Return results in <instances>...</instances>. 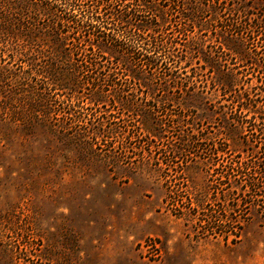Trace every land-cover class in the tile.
Returning <instances> with one entry per match:
<instances>
[{
  "label": "rangeland",
  "instance_id": "obj_1",
  "mask_svg": "<svg viewBox=\"0 0 264 264\" xmlns=\"http://www.w3.org/2000/svg\"><path fill=\"white\" fill-rule=\"evenodd\" d=\"M168 1L176 7L162 9H178L174 12L177 20L180 9H198L194 4L199 2L201 9L222 10L225 22L218 25L221 34L230 36L227 24L238 20L241 29L253 26L254 34L264 35V0H219L217 6L209 0ZM80 9L88 8L81 5ZM229 9L239 12L233 16ZM9 11L16 12L0 9V15H8ZM210 19V13L203 18L207 22ZM215 24L210 21L208 30ZM205 31L203 47L212 51L221 64L212 73L207 69V78L212 74L223 82L233 76L235 93H263L257 86L264 87V40L257 42L251 38L244 44H222L215 52L210 45L217 41ZM178 41L176 46L182 48L184 40ZM0 47L5 51L0 55V264H264V215L256 206L249 205L245 208L246 220L239 216V211L228 216L224 209L231 204L220 199L221 187L226 186L220 182L229 171L228 165L245 156L212 154L208 150L212 142L206 137L212 136L211 130L226 136L219 131L220 119L208 111L202 112L203 109L197 110L204 117L206 129L199 135L197 159L206 165L187 168L183 173L178 167L181 157L172 161L165 151V145H178L177 135L183 132L176 121L169 120L170 114L181 118L188 114L177 101L181 94L137 83L126 88L119 97L137 100L143 111L154 112L167 129L162 141L138 138V118L119 109L118 103L89 106L86 89L74 95L68 90L51 88V80L36 72L46 57L31 59V77L16 61L18 57H8L11 44L0 43ZM194 65H198L196 58ZM170 79L160 72L154 76V83ZM23 80L43 88L49 99L50 117L38 118L28 109L25 96L29 91L24 92L27 85L21 86ZM207 96L216 105L228 102L220 87ZM164 99L169 104L154 106L157 100ZM99 113L102 115L98 119L94 114ZM127 116V120L122 119ZM227 137L225 141L231 150H242L244 144L237 139L238 134L230 132ZM255 139L250 136L251 146ZM158 168L168 173L159 172ZM235 173L232 172L231 179H237ZM207 184L210 188L205 207L217 219L225 213L224 217L229 219L227 231L241 218L243 228L238 237L234 231H229L228 237L223 232H202L197 220L178 216L180 210H173L188 211L190 202L186 198ZM229 189L232 188L228 186L226 191ZM168 193L174 200L184 199L185 206H168ZM260 204L264 207V200ZM219 224L217 230L221 231L222 221Z\"/></svg>",
  "mask_w": 264,
  "mask_h": 264
},
{
  "label": "trees",
  "instance_id": "obj_2",
  "mask_svg": "<svg viewBox=\"0 0 264 264\" xmlns=\"http://www.w3.org/2000/svg\"><path fill=\"white\" fill-rule=\"evenodd\" d=\"M209 2L213 6L220 4L219 0ZM81 5H87L88 9H80ZM187 5L188 3L185 6ZM194 5L198 9H180L177 20L174 12L178 9H162L166 6L176 7L175 3L172 4L168 0H131L128 3L123 0H0V9L16 10L15 13L9 11L8 15H0V43L11 44L12 50L7 53L8 57H18L16 61L21 63L24 72L28 73V76L31 74V77V59L46 57L42 59L44 63L36 72L51 80V88L68 90L74 95L86 89L89 91V106H116L118 103L119 109L138 118V138L162 141L167 129L165 123L155 117L154 112L143 111L137 100L128 96L120 98L126 88L137 83L149 89L161 87L181 94L177 101L188 114H185L186 118L170 114L169 120L173 123L176 121L183 132L177 135L178 145H165V151L172 161L181 157L178 167L183 173H186L187 168L200 169L206 165V162L197 159L196 150H199L201 139L199 135L206 130L203 127L204 117L197 110L203 109L202 112L208 111L215 115V118L222 122L219 131L226 136H219V133L211 130L212 136L206 137L212 142L208 150L213 152L212 154L221 152L222 155H245L228 165L229 171L220 182L232 188L226 191V186L221 187L220 199L231 204L224 210L228 212V216L239 211V216L246 220L248 211L246 212L245 208L250 205L256 206L257 211L264 215V207L260 204V201L264 200V87L257 86L263 93L256 92L251 96L248 91L234 92L233 76H228L223 82L212 74L207 78L206 70L212 73L221 64L218 58L211 54L212 51H206L202 44L205 30L208 32L206 35L210 32L209 35H213L217 41L210 45L215 52L217 46L221 47L222 44H244L245 40L251 38L259 42L260 39L264 40V35L254 34L256 31L253 26L250 29H241L242 25L238 20L236 23L227 24L230 36L221 34L218 25L225 22L221 18V14H224L222 10L201 9L203 5L199 2ZM122 6L132 9H119ZM229 11L234 16L239 9ZM208 13L212 18L210 21L216 23L210 30V21L203 20ZM247 14L245 9L244 15ZM258 35L259 37L255 38ZM181 39L184 40L182 48L176 46ZM4 54L5 51L0 47V55ZM195 58L197 66L194 65ZM160 72L171 77V81L154 83V76ZM20 84L22 87L27 85L23 87L24 92L29 91L25 96L28 109L38 118H41L39 115L50 117L49 99L42 91L43 88L24 80ZM219 87L224 91L225 100L228 102L216 105L207 93H215ZM226 93L229 94L228 97L225 96ZM79 102L80 97L76 99V103ZM161 104H169V101L157 100L154 106L159 107ZM100 113L94 116L99 119L102 115ZM127 118L128 116L122 119ZM183 125L185 128H182ZM99 131L98 129L97 132ZM110 132L112 131H107L105 135ZM230 132H235L239 136L237 139H242V150L233 151L229 148L230 144L225 140ZM250 136L256 138L253 146L249 140ZM259 153L261 155H257ZM157 170L168 173L165 169ZM232 172H236L237 179H231ZM165 182H169L168 177ZM208 186L209 184L204 185L195 195L186 198V202H190L188 211L178 208L173 210H180L177 212L178 216H185L191 221L197 220L202 232H223L224 236L228 237V232L234 231L233 234L238 237L243 228L241 218L227 231L228 217H224L225 213H221V219H217L210 213V209L205 207V202L209 199ZM236 194L238 197L233 196ZM230 195L232 196L229 197ZM165 202L168 206L169 203L178 204L181 208L185 206L184 199L174 200L171 193L166 195ZM221 221L224 229L218 231ZM230 221L232 222V218Z\"/></svg>",
  "mask_w": 264,
  "mask_h": 264
}]
</instances>
